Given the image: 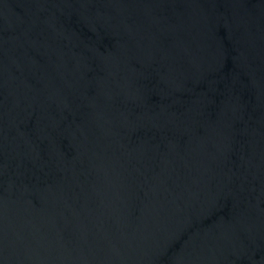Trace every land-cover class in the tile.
I'll list each match as a JSON object with an SVG mask.
<instances>
[{
  "label": "water",
  "instance_id": "obj_1",
  "mask_svg": "<svg viewBox=\"0 0 264 264\" xmlns=\"http://www.w3.org/2000/svg\"><path fill=\"white\" fill-rule=\"evenodd\" d=\"M0 264H264V0H0Z\"/></svg>",
  "mask_w": 264,
  "mask_h": 264
}]
</instances>
